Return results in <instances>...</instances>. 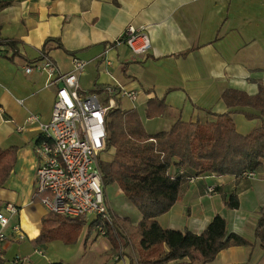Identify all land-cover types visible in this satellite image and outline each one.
Segmentation results:
<instances>
[{
	"label": "crops",
	"instance_id": "crops-1",
	"mask_svg": "<svg viewBox=\"0 0 264 264\" xmlns=\"http://www.w3.org/2000/svg\"><path fill=\"white\" fill-rule=\"evenodd\" d=\"M128 24L143 27L150 38L151 49L142 58L113 44ZM0 39L15 41L18 51L11 61L0 57V148L17 149L9 179L0 188V204L17 207L11 222L25 234L23 243L1 245L4 264H15L16 256L19 264H137L133 250L126 248L117 257L108 239L87 227L73 245L30 244L46 211L33 201L39 132L25 120L33 114L48 122L56 89L47 85L45 73L27 75L24 67L39 58L45 40L54 39L44 53L61 72L71 70L72 57L88 63L79 77L80 91L100 93L114 85L117 92H134L135 101L125 95L116 100L122 110L137 111L149 135L169 130L177 120L205 123L212 119L207 113H226L221 100L225 90L252 96L264 86V0H0ZM153 98L164 101L165 111L148 119L147 102ZM230 110L236 111L232 118L239 134L264 123L249 108ZM242 112L256 117L248 119ZM113 155L114 149L105 151V163ZM169 174L181 182L175 204L157 218L163 229L199 235L219 215L228 233L253 246L224 249L209 264H264V251L254 237L264 207V166L241 178L193 175L175 167ZM230 195L237 196V209L225 206ZM116 198L121 203H113ZM104 199L110 212L124 219L126 233L140 221V213L116 185L104 186Z\"/></svg>",
	"mask_w": 264,
	"mask_h": 264
},
{
	"label": "trees",
	"instance_id": "trees-1",
	"mask_svg": "<svg viewBox=\"0 0 264 264\" xmlns=\"http://www.w3.org/2000/svg\"><path fill=\"white\" fill-rule=\"evenodd\" d=\"M50 41L54 39L44 41L41 54H45ZM57 43L61 48L59 41ZM0 48L11 52L6 56L0 50V57L9 61L18 54L13 40L0 39ZM221 100L228 109L226 113H207L212 119L205 123L177 120L169 130L149 135L137 111L122 110L117 99L115 107L105 116L104 151L112 148L114 155L109 163L100 162L99 168L103 185H116L140 213V221L126 233L122 227L124 219L120 216L99 217L89 223L84 217L46 213L41 218L38 236L30 241L31 246L37 248L53 241L73 245L83 228L87 227L90 232L100 227L112 246V253L120 257L123 250L129 248L135 252L137 264H209L220 251L229 247H252L245 238L228 233L227 223L219 215L199 235L163 229L157 222L158 217L169 212L179 193L181 177L171 176V168L184 169L193 175L241 178L253 175L264 166V123L246 135L239 134L232 118L236 111L230 110L249 108L264 119V86L252 96L225 90ZM164 111L163 100H148L145 112L148 119L159 117ZM244 116L256 117L249 113ZM16 151V147L0 148V188L9 179ZM225 206L237 209V196L230 195ZM254 237L264 251V207L259 210ZM0 264H4L1 258Z\"/></svg>",
	"mask_w": 264,
	"mask_h": 264
},
{
	"label": "built area",
	"instance_id": "built-area-1",
	"mask_svg": "<svg viewBox=\"0 0 264 264\" xmlns=\"http://www.w3.org/2000/svg\"><path fill=\"white\" fill-rule=\"evenodd\" d=\"M113 44H123L135 58L146 56L151 49L147 32L133 24H128ZM87 64L72 57L71 70L64 73L46 54L27 64L25 74L45 73L47 85L56 90L50 120L44 123L38 116L29 114L25 123L35 125L39 132L34 147L37 167L33 199H37L47 213L94 221L99 217H116L104 199L99 168L100 156L105 149L106 113L115 107L118 95H125L131 101L137 97L134 92H117L114 85L106 86L100 93L80 91L79 77ZM17 214L16 206L0 204V247L6 242L25 240L20 225L11 222ZM97 230L104 235L100 227ZM20 261L21 258H14L15 264Z\"/></svg>",
	"mask_w": 264,
	"mask_h": 264
},
{
	"label": "rangeland",
	"instance_id": "rangeland-1",
	"mask_svg": "<svg viewBox=\"0 0 264 264\" xmlns=\"http://www.w3.org/2000/svg\"><path fill=\"white\" fill-rule=\"evenodd\" d=\"M100 162L101 163H104L105 164V151L103 152V154L101 155V157H100ZM104 186V185H103ZM112 192H113V189H112V187H110V188H108V191H107V193H109V195H110V197H112ZM119 202V203H121V199H119V198H116L114 201H113V203H115V202ZM36 203H39V202H36ZM2 212H3V214L4 215H8L4 210H2ZM47 213V212H46ZM113 213V212H112ZM113 214H115V213H113ZM116 215V214H115ZM116 216H119V215H116ZM121 217V216H120ZM259 218V217H258ZM257 221H258V219H257ZM257 223V222H256ZM23 243V242H22Z\"/></svg>",
	"mask_w": 264,
	"mask_h": 264
}]
</instances>
